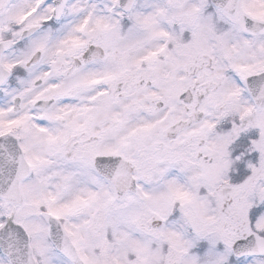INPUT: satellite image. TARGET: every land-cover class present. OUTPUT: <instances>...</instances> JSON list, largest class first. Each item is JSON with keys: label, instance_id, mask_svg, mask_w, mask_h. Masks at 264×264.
<instances>
[{"label": "snow or ice", "instance_id": "1", "mask_svg": "<svg viewBox=\"0 0 264 264\" xmlns=\"http://www.w3.org/2000/svg\"><path fill=\"white\" fill-rule=\"evenodd\" d=\"M0 264H264V0H0Z\"/></svg>", "mask_w": 264, "mask_h": 264}]
</instances>
